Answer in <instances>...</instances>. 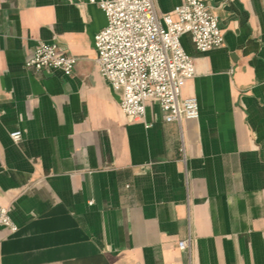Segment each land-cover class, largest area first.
<instances>
[{
	"label": "crops",
	"instance_id": "crops-1",
	"mask_svg": "<svg viewBox=\"0 0 264 264\" xmlns=\"http://www.w3.org/2000/svg\"><path fill=\"white\" fill-rule=\"evenodd\" d=\"M201 1L223 43L181 39L199 117L165 123L147 101L145 128L95 63L96 3L0 0V206L18 227L0 226V264H264V0ZM179 3L154 0L159 16ZM39 42L73 74L26 69Z\"/></svg>",
	"mask_w": 264,
	"mask_h": 264
},
{
	"label": "built area",
	"instance_id": "built-area-1",
	"mask_svg": "<svg viewBox=\"0 0 264 264\" xmlns=\"http://www.w3.org/2000/svg\"><path fill=\"white\" fill-rule=\"evenodd\" d=\"M104 14L105 27L93 36L95 63L107 85L118 95L119 108L145 128L146 102L158 103L165 123L181 124L199 117L195 98H183L182 88L195 76L193 59L181 39L188 35L198 52L219 48L223 33L210 6L201 0H180L173 13L159 16L154 0H89ZM77 59L59 44L39 42L24 66L35 73L73 74ZM232 72V70H231ZM21 132L9 134L14 143ZM183 153V148L181 149ZM0 226L18 230L7 207L0 206ZM191 236L177 243V249L191 259Z\"/></svg>",
	"mask_w": 264,
	"mask_h": 264
}]
</instances>
